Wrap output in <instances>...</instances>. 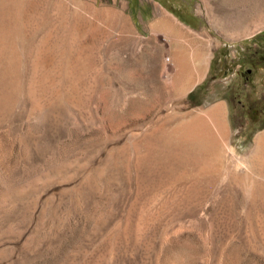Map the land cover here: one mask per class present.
<instances>
[{
	"label": "rangeland",
	"instance_id": "374dc122",
	"mask_svg": "<svg viewBox=\"0 0 264 264\" xmlns=\"http://www.w3.org/2000/svg\"><path fill=\"white\" fill-rule=\"evenodd\" d=\"M18 1L0 264H264V0Z\"/></svg>",
	"mask_w": 264,
	"mask_h": 264
},
{
	"label": "bare ground",
	"instance_id": "6f19581e",
	"mask_svg": "<svg viewBox=\"0 0 264 264\" xmlns=\"http://www.w3.org/2000/svg\"><path fill=\"white\" fill-rule=\"evenodd\" d=\"M30 1H32V0H30ZM30 3V2H26V1H24V2H19L18 0H0V10H8V9H10L11 11H13L12 10V8L14 7V6H16L17 7V10L19 11L20 9H25V7H26V5H28V4ZM34 5V4H33ZM30 6V5H29ZM28 8V7H27ZM16 11V10H15ZM17 11V12H18ZM10 12V11H9ZM21 12V11H20ZM2 13V12H1ZM23 13H24V10H23ZM21 16V15H20ZM10 17V16H9ZM25 17V16H24ZM6 18V17H5ZM212 111V110H211ZM214 112V111H213ZM214 115L215 114H212V116L214 117ZM211 116V115H210ZM210 120H211V118H210ZM264 139V137H260L259 138V140L261 141V140H263Z\"/></svg>",
	"mask_w": 264,
	"mask_h": 264
}]
</instances>
